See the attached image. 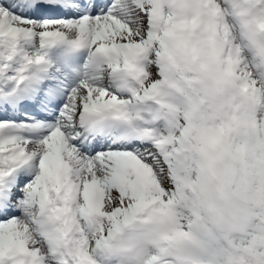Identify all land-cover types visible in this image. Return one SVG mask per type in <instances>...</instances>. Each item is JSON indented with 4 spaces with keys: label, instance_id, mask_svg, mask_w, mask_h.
I'll return each mask as SVG.
<instances>
[{
    "label": "snow or ice",
    "instance_id": "1",
    "mask_svg": "<svg viewBox=\"0 0 264 264\" xmlns=\"http://www.w3.org/2000/svg\"><path fill=\"white\" fill-rule=\"evenodd\" d=\"M0 264H264V0H0Z\"/></svg>",
    "mask_w": 264,
    "mask_h": 264
}]
</instances>
